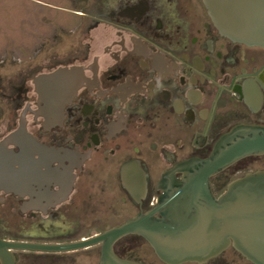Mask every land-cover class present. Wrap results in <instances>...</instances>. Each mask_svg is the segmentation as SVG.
I'll return each mask as SVG.
<instances>
[{
    "label": "flooded vegetation",
    "instance_id": "1",
    "mask_svg": "<svg viewBox=\"0 0 264 264\" xmlns=\"http://www.w3.org/2000/svg\"><path fill=\"white\" fill-rule=\"evenodd\" d=\"M57 1L82 9L68 12L86 22L83 45L64 58L53 52L29 79L31 88H20L21 103L0 137V160L7 163L0 165V207L21 216L16 231L0 222V238L8 241L70 244L121 226L156 207L162 175L177 163L207 157L235 125L264 126V47L220 34L203 0ZM74 69L78 75L62 73ZM253 159L264 156L212 178L215 196L264 170L237 168ZM96 184L115 205L86 226L82 220L98 212L91 205ZM138 241L153 263L124 255ZM102 246L14 251L15 264H74L61 255L93 248L100 264ZM114 251L132 262L165 264L139 235L122 238ZM202 264L253 263L230 248Z\"/></svg>",
    "mask_w": 264,
    "mask_h": 264
},
{
    "label": "water",
    "instance_id": "2",
    "mask_svg": "<svg viewBox=\"0 0 264 264\" xmlns=\"http://www.w3.org/2000/svg\"><path fill=\"white\" fill-rule=\"evenodd\" d=\"M203 3L220 34L264 47V0ZM261 156L264 126L235 125L219 137L207 157H191L162 175V194L150 212L76 243L48 245L0 238V264H15L14 251L72 252L100 243V264H140L114 251L115 244L128 235L143 237L165 264H202L230 248L253 264H264V170L231 181L219 197L211 187L212 178L246 158ZM129 168L125 165L123 174Z\"/></svg>",
    "mask_w": 264,
    "mask_h": 264
},
{
    "label": "rangeland",
    "instance_id": "3",
    "mask_svg": "<svg viewBox=\"0 0 264 264\" xmlns=\"http://www.w3.org/2000/svg\"><path fill=\"white\" fill-rule=\"evenodd\" d=\"M41 2L44 4H40ZM89 8L84 7L83 9L87 11ZM69 10L82 11L79 7L75 8L57 0H0V137L4 135L5 128L9 126L14 117L12 112L21 103L20 88H23L24 84L27 85V88H31L29 79L35 75L39 68L52 61L53 52L59 53L64 58L72 48L79 49L83 45L86 22L83 20L79 24V19L68 12ZM58 21L65 22L63 26L67 31L60 29L58 34L55 32V29L59 28ZM237 168H242L241 170L264 168V159L248 160ZM98 187V184L92 187V191L96 195L91 202V205L97 207L96 211L98 212L90 213L82 220L84 224V220L87 218L86 226L100 216L104 217L110 212L109 207L115 205L113 199L101 197L102 194L98 193L100 191ZM123 218L124 215L121 218H112L107 221V224H115ZM20 220L21 216L18 213L0 207V222H3L5 227L16 231ZM86 232L88 231L79 233ZM128 242L125 240L122 244ZM135 243V249L124 252V255L153 263V260L144 251L145 244L140 241ZM96 249L61 256L73 257L74 264H98ZM118 250L121 254L123 253L119 248Z\"/></svg>",
    "mask_w": 264,
    "mask_h": 264
},
{
    "label": "crops",
    "instance_id": "4",
    "mask_svg": "<svg viewBox=\"0 0 264 264\" xmlns=\"http://www.w3.org/2000/svg\"><path fill=\"white\" fill-rule=\"evenodd\" d=\"M78 13H82L83 11H81V10H76ZM82 21L83 20H79L78 22H79V24H81L82 23ZM59 22V28H56L55 29V32H57V34L59 33V31H60V29H63V30H66L65 29V26H63V25H65V22L64 21H62V22H60V21H58ZM64 22V23H63ZM62 23V24H61ZM79 24H78V26H79ZM68 28V27H67ZM77 28V27H76ZM67 31V30H66ZM56 33H55V35H56V37H58V35H57ZM75 71H71V73H70V71H69V73H68V71L67 70H63L62 71V73H64L65 74V77L67 76L68 77V75L70 76V75H73V74H79V71L77 70V69H74ZM63 77V75L62 74H59L58 76H52V77H47V78H44L43 77V83H45L46 84V82H48V83H51L52 81H50V80H54V79H56L57 77ZM40 83H42V82H40ZM72 85H71V87H70V89L72 88V87H74L75 85L73 84V83H71ZM41 87L43 86L44 87V85H40ZM46 86V85H45ZM52 89V88H51Z\"/></svg>",
    "mask_w": 264,
    "mask_h": 264
},
{
    "label": "bare ground",
    "instance_id": "5",
    "mask_svg": "<svg viewBox=\"0 0 264 264\" xmlns=\"http://www.w3.org/2000/svg\"><path fill=\"white\" fill-rule=\"evenodd\" d=\"M6 164H7V163H6L3 159L0 160V165H2L1 168L4 167V166L6 167Z\"/></svg>",
    "mask_w": 264,
    "mask_h": 264
}]
</instances>
